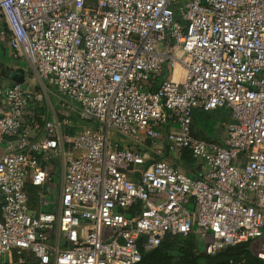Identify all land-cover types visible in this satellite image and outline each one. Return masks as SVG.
<instances>
[{
    "label": "built area",
    "instance_id": "obj_1",
    "mask_svg": "<svg viewBox=\"0 0 264 264\" xmlns=\"http://www.w3.org/2000/svg\"><path fill=\"white\" fill-rule=\"evenodd\" d=\"M0 35L105 126L29 123L42 98L24 82L0 90V264H137L140 238L153 250L193 232L211 234L210 255L260 239L264 261V0H0ZM220 109L222 142L194 136L196 111ZM164 144L201 161V177L158 158ZM62 151L59 209L34 212L27 187L49 182L45 165Z\"/></svg>",
    "mask_w": 264,
    "mask_h": 264
},
{
    "label": "crops",
    "instance_id": "obj_2",
    "mask_svg": "<svg viewBox=\"0 0 264 264\" xmlns=\"http://www.w3.org/2000/svg\"><path fill=\"white\" fill-rule=\"evenodd\" d=\"M8 41V40H7ZM3 40H0V49H3L4 52L7 54V56L10 57V59H12L11 56V51L9 49V43L7 44V46L5 47ZM5 54V57H6ZM23 65H21L22 63L15 64L14 61L12 60V62L7 65L6 63H2L1 61V55H0V90L1 89H6L11 87L13 84H15V81L13 80L11 74L13 73H19L22 79V82L26 83L27 86L34 91L35 93H37L41 98L42 101L41 103H32L27 109H26V114H25V119L31 123L32 121H36L39 123H43L45 120L48 121H52L55 123L60 122L61 125H66L68 124V121L66 119V117H57L55 114L56 113V102L53 103L54 100H56V97L58 98V101H65L62 100L61 97L58 95V93L56 92V89L48 84L42 83L41 81H39L38 85H35L32 80H29L28 78V63L24 60H20ZM32 69V68H31ZM20 70V71H19ZM33 70V69H32ZM34 72V71H33ZM37 77V76H35ZM47 88V90H46ZM44 90V93L46 94V96L42 93V91ZM48 98V99H47ZM58 104V102H57ZM75 106L74 103H72L71 101H65L64 106ZM8 107V102L6 101L5 98L0 96V113H3L7 110ZM75 108L79 107L75 106ZM223 110V109H221ZM80 112V111H79ZM78 112V113H79ZM217 111H214V113H216ZM223 112L226 113L227 115V111L223 110ZM213 113V112H212ZM80 114V113H79ZM200 114H209V113H203L201 111H196L195 115H194V120L197 117H200ZM81 117V115H80ZM81 119H83L81 117ZM84 121H92V120H87V119H83ZM193 120V123H194ZM226 122L225 121L222 122L221 125H217V124H213V123H209L206 125V127L204 128H198L197 130V136L196 134H193L194 136L198 137V138H202V139H207V140H213L216 142H222L223 137H224V127L223 124ZM61 125L58 128L60 132H63L61 130ZM91 126H93V128L91 127L90 129H94V130H99L97 128L94 127L93 123H91ZM33 128V127H32ZM82 130L79 129L78 131ZM102 130V129H101ZM205 131V134H202V131ZM76 131V132H78ZM74 132V133H76ZM64 133H68V134H74V133H69V132H64ZM43 135V131L41 130H37L35 128H33L31 130V139L32 140H38L39 138H41ZM118 141L120 144L124 145H128L130 144L128 141H126L125 139L121 138L120 136H117V138H115L116 142ZM163 151H162V155L158 158H167V159H172L173 163L179 167L180 169L184 170L185 172H187L189 175H191L194 178H198L201 177L202 173H203V164L201 161H198L195 159L194 165L192 167H189L187 163H185L183 161L182 157V152L186 151V150H176V151H171L167 145H163ZM5 149V144L4 143H0V154H2L4 152ZM67 149V148H66ZM143 149L145 151H147L151 157H157L155 151L156 149L153 148L152 144L150 141H146ZM65 151V150H64ZM189 154V153H188ZM190 156V155H189ZM66 155L65 153L62 151L60 152L59 156L57 157V159L53 160L51 163L45 165V168L47 169L48 173L50 174V180L47 184H45L43 187H37V186H32V185H28L27 190L29 192V197H30V206L34 212H41V211H57L59 209V205H60V198H61V193H62V186L64 183V174H65V161H63L65 159ZM56 177L58 178V180L56 181ZM45 200H50L52 202V204L50 206H45L44 205V201ZM133 209V208H132ZM57 233V232H56ZM197 233V232H195ZM198 234V233H197ZM253 247L255 248L256 252H259V250L261 249V240L260 239H256V240H251ZM49 243H54V238L50 237ZM201 242L199 244L200 249L203 251L204 248H202L201 246ZM28 257L29 253L27 254Z\"/></svg>",
    "mask_w": 264,
    "mask_h": 264
},
{
    "label": "trees",
    "instance_id": "obj_3",
    "mask_svg": "<svg viewBox=\"0 0 264 264\" xmlns=\"http://www.w3.org/2000/svg\"><path fill=\"white\" fill-rule=\"evenodd\" d=\"M201 125H203L202 120L197 117L193 123L194 134ZM181 158L189 167L194 165L195 159L191 158L187 151L182 152ZM137 213H139L138 205L128 212L130 215ZM144 240L143 237L138 241L143 258L137 264H264V261L257 257L258 252L255 251L251 241L229 246L217 254L210 255L200 249V237L195 232L188 235L168 234L160 246L153 250L144 249ZM31 261H33L32 257H28L27 262Z\"/></svg>",
    "mask_w": 264,
    "mask_h": 264
},
{
    "label": "rangeland",
    "instance_id": "obj_4",
    "mask_svg": "<svg viewBox=\"0 0 264 264\" xmlns=\"http://www.w3.org/2000/svg\"><path fill=\"white\" fill-rule=\"evenodd\" d=\"M0 40H3L4 42V45L5 47L7 46L8 44V41H7V38L6 37H3L0 35ZM5 52L3 49H0V55H1V61L2 63H6L7 65H9L12 60L14 61L15 64H20L22 63L20 60H15V59H10L9 56H7L6 54V57H5ZM13 63V62H12ZM23 65V63L21 64ZM29 66V65H28ZM28 78L29 80H32V82L35 84V85H38L39 83V79L38 77H35L37 76L35 72H33V70L31 69V67H28ZM24 87L27 86L26 83L22 84ZM43 90V89H42ZM47 90V88H46ZM42 93L46 96V94L44 93V90L42 91ZM48 99V98H47ZM44 102V101H43ZM56 102V113L57 114L56 116L57 117H66L67 121H68V124H66L65 126L64 125H61V130L63 132H69V133H74L76 131H78L79 129H86V128H93V126H91V123H93L94 127L97 128V129H102L104 130L105 126L99 122V121H95V120H92V121H84L83 119H81L80 117V114L78 113L79 110L78 108H75V106H72V105H68L67 107L64 106V103L65 101H61L59 102L58 101V98L56 97V100L53 101V103ZM58 102V104H57ZM201 120H202V124L201 127L199 128H205L207 124L209 123H213V124H217V125H221L223 121H225V119L227 120V115L225 112H223V110H217L216 113H209V114H200V117H199ZM202 134L204 135L205 134V131L203 130L202 131ZM117 136H120L115 130L111 129L110 130V133H109V137L111 139V141H115V138H117ZM80 154V151H74V156H77ZM58 180V178L56 177V181ZM200 237V236H199ZM213 240L211 234H208L206 239H202L200 237V242L202 243L201 246L202 248L205 247L206 243H211Z\"/></svg>",
    "mask_w": 264,
    "mask_h": 264
},
{
    "label": "water",
    "instance_id": "obj_5",
    "mask_svg": "<svg viewBox=\"0 0 264 264\" xmlns=\"http://www.w3.org/2000/svg\"><path fill=\"white\" fill-rule=\"evenodd\" d=\"M11 76H12L13 80L15 81V83H23L19 73L16 74V73L12 72Z\"/></svg>",
    "mask_w": 264,
    "mask_h": 264
},
{
    "label": "bare ground",
    "instance_id": "obj_6",
    "mask_svg": "<svg viewBox=\"0 0 264 264\" xmlns=\"http://www.w3.org/2000/svg\"><path fill=\"white\" fill-rule=\"evenodd\" d=\"M177 71H179L178 68H177ZM177 71H176V72H177Z\"/></svg>",
    "mask_w": 264,
    "mask_h": 264
}]
</instances>
